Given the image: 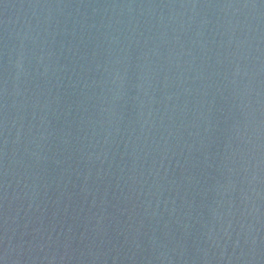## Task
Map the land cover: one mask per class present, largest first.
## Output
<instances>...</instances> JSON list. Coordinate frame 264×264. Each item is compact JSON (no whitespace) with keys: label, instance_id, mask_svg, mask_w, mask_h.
<instances>
[{"label":"water","instance_id":"obj_1","mask_svg":"<svg viewBox=\"0 0 264 264\" xmlns=\"http://www.w3.org/2000/svg\"><path fill=\"white\" fill-rule=\"evenodd\" d=\"M0 264H264V0H0Z\"/></svg>","mask_w":264,"mask_h":264}]
</instances>
